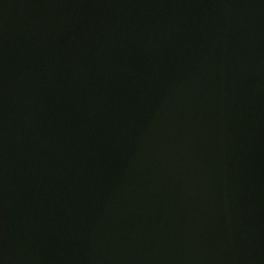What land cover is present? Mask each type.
<instances>
[{
  "label": "water",
  "instance_id": "obj_1",
  "mask_svg": "<svg viewBox=\"0 0 264 264\" xmlns=\"http://www.w3.org/2000/svg\"><path fill=\"white\" fill-rule=\"evenodd\" d=\"M0 264H264V0H0Z\"/></svg>",
  "mask_w": 264,
  "mask_h": 264
}]
</instances>
